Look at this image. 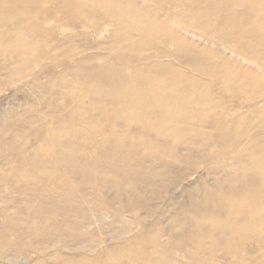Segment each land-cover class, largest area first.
<instances>
[{"label": "rangeland", "instance_id": "obj_1", "mask_svg": "<svg viewBox=\"0 0 264 264\" xmlns=\"http://www.w3.org/2000/svg\"><path fill=\"white\" fill-rule=\"evenodd\" d=\"M80 1L0 0V264H264V75Z\"/></svg>", "mask_w": 264, "mask_h": 264}, {"label": "bare ground", "instance_id": "obj_2", "mask_svg": "<svg viewBox=\"0 0 264 264\" xmlns=\"http://www.w3.org/2000/svg\"><path fill=\"white\" fill-rule=\"evenodd\" d=\"M125 1L108 0L101 6L105 23L114 21L120 28L133 33L132 37L124 38V42L139 45L148 41L150 34L152 40H161V44L185 49L186 55H192V46L198 48L200 54L216 48L222 57L194 58V62H188L177 56L176 60L194 63L191 65L198 67L201 63H214L219 80H235L237 73L241 72L247 76L241 78L244 88L260 74L264 75V0H139L146 9L162 13L158 18L150 19L136 8L128 11L130 5ZM61 4L73 13L88 7L80 0H61ZM89 8L97 9L94 2ZM132 12L133 15L127 17ZM203 66L199 73L208 75L210 68ZM156 86L160 83L156 82L152 87ZM134 103L137 104V100ZM161 103L168 104L166 101ZM260 173L263 176L264 170Z\"/></svg>", "mask_w": 264, "mask_h": 264}]
</instances>
